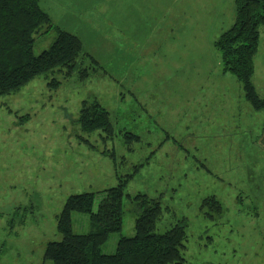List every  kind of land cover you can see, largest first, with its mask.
Masks as SVG:
<instances>
[{
    "label": "rangeland",
    "instance_id": "1",
    "mask_svg": "<svg viewBox=\"0 0 264 264\" xmlns=\"http://www.w3.org/2000/svg\"><path fill=\"white\" fill-rule=\"evenodd\" d=\"M233 3L38 0L54 27L79 39L83 56L71 76L64 69L38 76L0 97V264H52L44 250L61 239L56 219L66 199L94 193L96 209L103 191L130 174L125 194H145L165 209L157 233L184 220V264L253 263L251 249L257 253L264 241L263 224L252 216L264 192L261 120L243 127L251 108L208 44ZM43 31L34 35L36 56L56 38ZM52 79L56 88L47 86ZM260 80L258 68L254 82L263 94ZM84 101L108 112L111 140L81 132ZM129 134L139 141L128 142ZM214 194L224 212L211 220L200 207ZM124 210L122 230L101 246L104 254L134 234L137 211L127 200ZM71 221L74 233L91 231L86 214Z\"/></svg>",
    "mask_w": 264,
    "mask_h": 264
},
{
    "label": "trees",
    "instance_id": "2",
    "mask_svg": "<svg viewBox=\"0 0 264 264\" xmlns=\"http://www.w3.org/2000/svg\"><path fill=\"white\" fill-rule=\"evenodd\" d=\"M263 29L264 0H234V22L213 42V47L220 55L222 71L235 78L251 109L264 113V99L258 95L252 81L254 57ZM40 30H44L43 34L54 30L56 38L47 50L36 56L33 53L34 35ZM82 56L79 39L54 27L39 7L38 0H0V97L19 91L38 76L63 69L65 76H71ZM79 72L84 77L88 74L86 68L79 69ZM58 85L54 79L47 83L53 88ZM77 124L84 134L102 133L103 141L113 138L109 114L95 101L82 103ZM126 137L128 142L138 138L132 134ZM81 140L87 144L86 140ZM107 155L115 160L113 152ZM137 169L135 167L134 172ZM130 178L132 174L118 177L116 186L103 191L96 209L94 193L69 196L56 219L61 239L46 244L44 260L52 264H184L183 251L187 241L184 220L163 233H157V223L165 209L158 199L145 194L127 196L125 187ZM125 200L130 201L137 211L134 234L121 236L114 252L104 254L101 246L111 234L122 230ZM200 209H206L205 216L211 220L224 212L214 196L203 199ZM73 213L88 216L90 232H73Z\"/></svg>",
    "mask_w": 264,
    "mask_h": 264
},
{
    "label": "crops",
    "instance_id": "3",
    "mask_svg": "<svg viewBox=\"0 0 264 264\" xmlns=\"http://www.w3.org/2000/svg\"><path fill=\"white\" fill-rule=\"evenodd\" d=\"M232 2H233V0H232ZM228 3H229V1H228ZM231 6L232 7H230L229 20L227 19L226 20V24H224L221 27H218L216 29V31L214 32V34L208 38V44L209 43L213 44L212 42L215 41L221 35V33L226 31V29H229L231 27V25L233 24V22H234V3ZM261 34H263V31L260 33L258 51H257V53H256V55L254 57V68L255 69H254V75H253V78H252V81H253V84H254V87H255L256 91L258 89L257 86H256V82H254V79H255V76H256V72L258 71V68H259L260 71L264 72V37L261 38ZM199 44H202V41H201V43L199 42ZM218 56L220 58V55H218ZM219 70L223 74H228V73H224L222 71V69H221V59H220V69ZM236 83L238 84L237 81H236ZM259 85H260L261 89H263L264 84H263L262 80H260V84ZM257 93H258V95L260 97H264V93L262 94V93H259L258 91H257ZM249 108H251L250 105H249ZM251 110L252 109H248L247 110V115L248 116L244 119V121L242 122V125H243V127L246 125L249 128V130H250V128L252 127V122L257 121V120H261V128H260V130H259V132L257 134L258 137H257L256 142H257V145L259 146V149H261L263 151V153H264V113L263 112H255V111H253V113H252ZM261 114H263V117L261 116ZM226 123L228 125L234 124V117H233V122L232 121H227ZM244 129L246 131V128H243L242 131ZM133 140L134 141H136V140L139 141V137L137 139H133ZM226 171H227V168H226ZM250 179H252L251 176H249L247 178V180H250ZM213 196L218 200V202H220L222 207H224V203L222 202V198H220L219 196H217L215 194ZM252 216L255 218L256 221L261 222L263 224V229L260 231V237L263 240L264 239V192H263V199L255 207V210H254ZM256 255L259 257V263L258 264H264V241H261V245L258 247L257 253L254 252L253 249H251V257H252L253 263H248V261H247L244 264H255L254 262H255V260L257 258Z\"/></svg>",
    "mask_w": 264,
    "mask_h": 264
}]
</instances>
